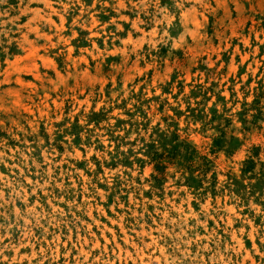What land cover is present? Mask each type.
Returning <instances> with one entry per match:
<instances>
[{
  "label": "rangeland",
  "instance_id": "obj_1",
  "mask_svg": "<svg viewBox=\"0 0 264 264\" xmlns=\"http://www.w3.org/2000/svg\"><path fill=\"white\" fill-rule=\"evenodd\" d=\"M177 2L183 6L177 8ZM253 2L143 0L142 10L129 5L122 12L128 20L121 22V31L108 25V20L115 15L111 8L81 14L80 7L90 5L92 0H81V5L69 7L64 13L61 8L69 0H6L0 4V153H9L8 164L0 163L3 174L0 264L3 257H8L10 264H81L82 257L83 264H109V261L113 264H241L246 254V264H260V253L251 256L250 249L253 245L260 248L264 243V164L257 169L254 163H246L244 167L249 171L241 177L229 172V179L220 182L233 147V129L228 128L230 119L224 116L227 109L223 106L228 100L224 93L234 96L239 81L241 94L251 95L253 99L250 105L245 100L244 111L255 109L253 119L257 114L264 118V20L257 15L252 22L251 13L241 14L240 10ZM46 6L47 11L42 12ZM164 9L167 12L161 15ZM73 21L77 22L73 24ZM100 22L108 25L103 29V37L93 35ZM73 32L78 36L70 40ZM85 50L88 55H83ZM169 51H178L182 56H173V63L177 60L173 74L183 76L184 68L191 65L185 71V79L189 73L192 77L189 93L182 98L181 109H175L177 115L180 111L182 114L175 117L173 113L176 121L149 129L145 105L150 107L152 101L140 93L133 108L121 106L127 117L116 118V123L107 129L115 147L110 149L108 167L103 171L117 173L113 187L120 191L124 205L119 216L111 204L101 216L100 205L88 202L90 198L85 195L88 177L84 175L77 185L69 173L65 184H57L49 196L29 195L27 185L35 183L38 176L32 161L35 157L39 159V149L29 148L26 138L35 141V137L22 131L27 128L30 117L26 111L31 108L21 103L17 88H9L11 78L30 89L39 83L36 98L47 103L51 94L45 84L56 91L65 85L76 86L79 80L95 91L99 87L95 82L96 72L104 65L124 69L122 81L139 75L145 81L155 80L156 58H163L167 65ZM98 53L104 54L102 61ZM66 77L72 81L70 85ZM145 81L138 78L136 84ZM173 83L182 90L183 80ZM146 87L145 84L141 91ZM12 99L14 106L26 111L13 107ZM51 99L55 105L57 98L52 95ZM209 102H214L213 107L205 111ZM219 104L223 111L217 109ZM159 114L157 111L156 115ZM88 115L99 122L104 113ZM185 119L189 126L195 122L203 127H215L213 144L210 137L199 134L189 133L183 138L181 129ZM31 152L32 156L28 154ZM59 154L62 158L65 156L63 152ZM21 159L26 161L22 168L11 166L19 164ZM54 163L61 172L73 166L70 161L55 160ZM146 163H171L177 167L176 180L171 186L164 185L167 194L160 196L158 189H145L147 194L138 195L136 171ZM185 166H195L199 171L189 173ZM76 172L81 173L80 167H76ZM10 173L16 174L15 181ZM211 174L212 180L196 185L200 178ZM189 176L191 179H187ZM20 177L23 196L15 191ZM66 184L72 186L71 190ZM60 191L64 193L62 196H58ZM193 192L201 193L203 198ZM129 210L131 215H126ZM137 216L139 227L135 226ZM239 243L241 251L236 249Z\"/></svg>",
  "mask_w": 264,
  "mask_h": 264
},
{
  "label": "clouds",
  "instance_id": "obj_2",
  "mask_svg": "<svg viewBox=\"0 0 264 264\" xmlns=\"http://www.w3.org/2000/svg\"><path fill=\"white\" fill-rule=\"evenodd\" d=\"M4 3H6V0H0V4ZM142 3L143 0H127V2L126 0H92L90 5L81 6L80 12L81 14L89 12L95 14L105 8H111L115 15H113L114 18L108 20V25H114L116 31H121V22L128 20V16L123 15L122 12L128 9L129 5L142 10ZM76 5H81V0H69V3L61 8V13L66 12L69 7H75ZM182 6L181 3L177 2V8ZM240 10L241 14L251 13L252 22H254L257 15L260 16L261 20H264V0H255L247 8L242 7ZM41 11H47V6L42 8ZM166 12L167 9L160 11L161 15ZM136 15L138 16L139 12ZM76 22L73 21V24ZM108 25L100 22L99 27L96 28L93 35L99 34L103 37L105 35L103 29ZM77 36L78 34L73 32L69 36V39L75 40ZM88 39L91 41L92 37L90 36ZM89 46L92 47L93 51H96L94 45L90 44ZM172 47L175 48L174 45ZM173 52H175V55H173ZM83 55H88L87 50H85ZM97 55L102 61L104 54L98 53ZM173 56L182 57L178 51H169L167 65L163 58L157 59L155 57L156 62L153 66V71L157 73L155 80L148 79L145 81V77L139 75L135 79L129 77L127 80L122 81L121 77L124 69L120 67L108 68L107 65H104L101 70L96 72L98 79L95 82L98 83L99 87L95 91L90 90L86 84L79 80L76 86L69 88L65 85L58 87L56 91L52 90L51 85L45 84L46 90L51 94L47 99V103H43L36 98L39 95V83H37L36 88L30 89L27 86L18 85L15 82V78H11V81L8 83L9 88H17L19 90L21 103L28 104L31 111H26L20 106H14L13 99L11 104L13 107H19L28 113L30 119L26 121L27 128L22 129V131L26 132L28 136L35 137V141L26 138L29 148L34 150L39 149V159L34 156L35 159L32 161L38 170V176L35 183L27 185L28 194L33 195V198L37 196L41 198L43 196H49L57 184H65L69 173H71L77 185L81 183L80 176L84 175L88 177L85 185V195L90 198L88 202L94 205H100L101 216L104 215V210L111 204L112 209L119 216L124 205L121 204L120 191L113 187V177L117 173L111 171L105 173L103 171L104 167H108L106 161L112 152L110 149L115 147L108 138L107 129L116 123V118L122 119L127 117V112L123 111L121 106L133 108L137 103V94L140 93H143L145 98L152 101L151 105H155V108L151 107V105L150 107L145 105L147 108L146 119L149 121V129L158 125L163 127L165 123H171L172 120L176 121L175 117L180 116L182 112L180 111L181 114L177 115L175 109L177 107L181 109V106L184 104L182 98L189 93L191 85L189 81L192 80V77L189 73L187 79H185V71L191 68L190 64L184 68L183 76L173 74V68L177 66V60L173 63ZM57 58L59 59V55ZM137 59H139V54L137 55ZM61 70L63 71V69ZM148 75L151 76V73H148ZM177 75H179V79H177ZM99 77H103V79L101 80ZM138 78L140 81L145 82L137 85L136 79ZM65 79L68 80L69 85L72 83L68 77ZM180 80H183L184 85H187V87L183 85L182 90L177 88L176 83H173V81L177 82ZM227 80L228 78L226 77L225 83H227ZM145 84L147 86L146 90L141 91L145 89ZM82 88L84 91H81ZM224 94L228 97L227 102L223 106L224 109H227V112H224V116L230 119L228 128L233 129L231 133L233 147L230 159H227V168L220 175V182L229 179V172L236 176L238 173L239 176L237 177H241L244 172L249 171V169L244 167L246 163H254L257 169L259 165L264 164V118H260L259 114H257V118L254 120L253 112L256 110L248 109L245 112L242 108L245 100H247V104L249 105L252 103V96L248 95L245 97L241 94L239 81L236 83L234 96L232 94L229 95V92H225ZM52 95L57 98L55 105H53L51 99ZM213 104L214 102L207 103L205 111L211 109ZM217 109L223 111L220 104ZM157 111L160 113L159 116L156 115ZM90 112H103L104 115L100 118L99 122H96L94 118H89L88 114ZM173 113H175V117ZM12 123L14 125L16 124L15 119L12 120ZM206 129H210V131L206 132ZM181 130L184 132L183 138H187L189 133L199 134L205 138L210 137L211 144H213V137L216 135L215 127H203L202 124L197 125L195 122L189 126L187 119H185L184 126ZM119 134L122 135V131ZM173 138L176 137L173 136ZM57 149H59V152H57ZM209 150L211 151V149ZM42 151L44 153L43 156L41 155ZM193 151L195 152L194 147ZM60 152L65 153L63 158L60 156ZM97 152H99V158H97ZM32 153L28 154L32 156ZM8 158L9 153H0V163L8 164ZM55 160H62L63 163L70 161L73 166L67 171L61 172L60 167L55 165ZM24 163L26 161L21 159L19 164L11 166L22 168ZM171 165L173 164L146 163L142 168L137 170L138 195L145 193V189H158L160 196L167 194L164 190V185L167 183L171 186V183L177 178L175 175L177 167H172ZM233 165H235V168H233ZM77 166L80 167L81 173L76 172ZM53 168L56 169L55 172L52 171ZM184 168H187L189 173L199 171L195 166H185ZM10 175H13V180L15 181L16 174L10 173ZM121 176L123 178V175ZM0 179H3L2 173H0ZM187 179H191V177L189 176ZM212 179V174L208 177L200 178L199 183H196V185L199 186L203 180L209 182ZM22 185L23 179L20 177L19 183H16L15 191H18L21 196L24 194V187ZM65 187L71 190L72 186L66 184ZM0 191H3V189H0ZM58 193H60L58 196L64 194L63 191ZM193 195H200L203 198L201 193L193 192ZM156 203H159V200ZM125 214L131 215V210ZM126 223L128 222L126 221ZM139 224L140 219L137 216L135 218V226L139 227ZM241 231L243 232L244 229H241ZM262 246H264V243H261L260 248H256L253 245V248L250 249L251 256H255L257 252L260 253V264H264V247ZM5 247H8V245H5ZM169 247H172V245H169ZM2 255L3 249H0V256ZM251 256L249 259H251ZM100 259H103V257H100ZM3 264H10L8 257H3ZM81 264H83V258ZM109 264H113V262L109 261Z\"/></svg>",
  "mask_w": 264,
  "mask_h": 264
},
{
  "label": "bare ground",
  "instance_id": "obj_3",
  "mask_svg": "<svg viewBox=\"0 0 264 264\" xmlns=\"http://www.w3.org/2000/svg\"><path fill=\"white\" fill-rule=\"evenodd\" d=\"M19 80V79H18ZM83 176V175H82ZM85 177V176H84ZM82 179H84V178H82ZM88 199V198H87ZM91 208V207H90ZM89 209V208H88ZM229 221H230V218H229ZM105 227V226H104ZM137 229V228H136ZM101 230V229H100ZM102 231V230H101ZM100 231V232H101ZM125 232V231H124ZM138 232V231H137ZM103 233V232H102ZM91 234H92V232H91ZM82 235V234H81ZM136 235V234H135ZM143 235V234H142ZM149 235V234H148ZM104 236V235H103ZM123 236V235H122ZM140 236V235H139ZM76 237V236H75ZM131 237V236H130ZM150 237V236H149ZM73 238V237H72ZM107 238V237H106ZM121 238V237H120ZM144 238V237H143ZM75 239V238H74ZM137 239V238H136ZM82 240V239H81ZM90 240H93V239H90ZM99 240V239H98ZM123 240V239H122ZM140 240H142V239H140ZM126 241V240H125ZM157 241V240H156ZM75 242V241H74ZM81 242V241H80ZM102 242V241H101ZM109 242V241H108ZM132 242V241H131ZM138 242H140L139 240H138ZM85 243V242H84ZM125 243V242H124ZM97 244H98V241H97ZM117 244V243H116ZM133 244V243H132ZM150 244V243H149ZM105 245V244H104ZM112 245V244H111ZM127 245V244H126ZM153 245V244H152ZM156 245V244H155ZM154 245V246H155ZM241 243H239V246L236 248L238 251H241V249H242V247H241ZM72 246V245H71ZM95 246V245H94ZM135 246V245H134ZM137 246V245H136ZM150 246V245H149ZM157 246V245H156ZM160 246V245H159ZM145 247V246H144ZM151 247V246H150ZM80 248H82V247H80ZM85 248V247H84ZM95 248V247H94ZM99 248H101V247H99ZM123 248H125V247H123ZM140 248V247H139ZM83 249V248H82ZM85 250V249H84ZM101 250V249H100ZM106 250V249H105ZM121 250V249H120ZM139 250V249H138ZM137 250V251H138ZM144 250V249H143ZM149 250V249H148ZM70 251V250H69ZM76 251V250H75ZM140 251V250H139ZM121 252V251H120ZM125 252V251H124ZM153 252V251H152ZM82 253V252H81ZM116 253V252H115ZM138 253V252H137ZM142 253V252H141ZM69 254V253H68ZM104 254V253H103ZM121 254V253H120ZM124 254V253H123ZM127 254H129V253H127ZM126 254V255H127ZM143 254V253H142ZM82 255V254H81ZM102 255V254H101ZM111 255V254H110ZM135 255V254H134ZM83 256V255H82ZM85 256V255H84ZM139 256V255H138ZM93 257V256H92ZM104 257V256H103ZM133 257V256H132ZM136 257V256H135ZM248 257V254H246V255H244L243 257H242V260H240L241 261V264H246V258ZM83 258V257H82ZM87 258V257H86ZM108 258V257H107ZM121 258V257H120ZM134 258V257H133ZM143 258V257H142ZM70 259V258H69ZM74 259V258H73ZM75 259H76V257H75ZM93 259V258H92ZM91 260V259H90ZM100 260V259H99ZM97 261V260H96ZM115 261V260H114ZM122 261V260H121ZM125 261V260H124ZM141 262H142V260H140ZM73 263H74V261H73ZM76 263V262H75ZM105 263V262H104ZM143 263V262H142ZM252 263H253V261H252ZM78 264V263H77ZM121 264V263H120Z\"/></svg>",
  "mask_w": 264,
  "mask_h": 264
}]
</instances>
